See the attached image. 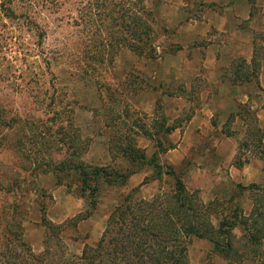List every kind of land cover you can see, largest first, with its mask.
<instances>
[{"label": "rangeland", "instance_id": "1", "mask_svg": "<svg viewBox=\"0 0 264 264\" xmlns=\"http://www.w3.org/2000/svg\"><path fill=\"white\" fill-rule=\"evenodd\" d=\"M94 1L0 0V183L8 184L2 174L19 180L14 194L17 216L33 251H45L42 206L48 219L63 225L62 240L71 257L101 238L122 195L137 188L141 197L152 199L158 192L170 191V177L158 180L153 166L137 167L123 157L119 149L128 139L148 159L158 154L164 168L174 167L189 190L198 191L206 203H215L216 225L221 213H231L237 204L246 215L254 203L263 211L264 153L242 152L247 161L238 168L235 158L246 126L240 119L228 121L247 93L246 102L264 128L261 81L260 87L255 81L240 86L229 81L241 59L252 60L256 47L263 66L261 0L245 20L240 2L144 0L156 57L139 56L122 46L107 47V61L102 62L110 38L99 31V22H92L98 12ZM138 2L123 0L134 12L140 8ZM113 20L104 15L101 23L116 31ZM219 21H224V30L215 25ZM194 116L196 124L186 128ZM63 133L79 140L72 147L64 145L58 141ZM80 147L76 160L130 174L124 184L103 183L95 207L81 195L83 188L74 174L60 171V183L53 170ZM252 184L261 188L238 189ZM6 199L10 198L0 192V206ZM234 233L240 237L243 229ZM238 245L237 255L228 261L210 241L193 237L189 263L216 264L220 258L227 264H264V240L258 251L243 241ZM245 254L247 258L239 260Z\"/></svg>", "mask_w": 264, "mask_h": 264}, {"label": "trees", "instance_id": "2", "mask_svg": "<svg viewBox=\"0 0 264 264\" xmlns=\"http://www.w3.org/2000/svg\"><path fill=\"white\" fill-rule=\"evenodd\" d=\"M247 1L251 6L252 17L257 0ZM110 3L114 5L112 10L107 8ZM138 3L140 8L138 12H134L123 3V0H116V3H113V0L94 1L98 12L92 22H99L97 25L99 31H106V36L110 38L108 42L106 41L105 52L99 62L107 61L105 56L107 47L118 49L122 46L139 56L156 57L157 51L153 47L154 29L145 16L148 10L144 0H139ZM110 11L113 14H110ZM104 15L114 19V26L118 27L116 31L101 23L104 22ZM97 53L101 55L100 50H97ZM258 54L259 49L256 47L250 63L244 58L238 62L235 74L229 77L231 84L240 86L255 81L260 87L262 61L257 58ZM236 119H240L246 126L245 138L239 143V153L235 158L237 167L241 168L247 161L242 159V152L251 155L264 153V128L259 125L258 115L249 101L238 103V110L230 113L228 121ZM61 123L62 121L56 124L58 129L61 128ZM67 123L71 125L70 122ZM172 129H167V132H171ZM63 135L64 138L58 141L64 145L70 144V147L78 138L74 135L70 137L66 133ZM125 143L126 145H121L120 149L118 147L123 157L137 167L145 163L153 166L157 171L158 180H162L164 175L170 177L172 185L169 192H158L152 199H145L139 195V189L136 188L122 195L109 215L101 238L94 245L86 244L81 255L71 257L67 255V248L62 240L63 225L55 224L48 219L46 208L42 206V223L47 230L45 251L36 254L25 238L17 216L18 205L14 194L18 189L19 180L6 179L2 174V180H7L8 184L0 183V192L3 191L10 199L2 201L0 206V264H190L188 252L193 237L210 241L214 251L228 261L237 255L238 244L241 241L245 247H250V250L258 251L264 240V210H261V205L257 206L254 203L249 215L243 213L239 204L231 213L221 211V217L216 225L213 220L217 208L215 203H206L198 191L189 190L174 167L169 165L164 168L159 162L158 154L155 153L148 159L146 154L138 149L137 144L133 146L129 139ZM82 148H79L80 151L74 150L69 160H60L53 170L60 183L63 181V177L59 175L60 171L70 176L74 174V180L83 188L81 195L89 200L88 204L91 207H95L96 197L103 183L124 184L130 174L107 166H94L83 159L76 160L78 154L82 153ZM38 152L40 153L39 150ZM41 158L44 156L41 155ZM40 164L43 165V162ZM39 170L45 172L42 167ZM260 188L261 186L257 184L238 187L240 192ZM233 198L231 199L234 201ZM238 227L243 229L240 237L234 233ZM51 246L54 247L52 251ZM247 256L248 254H245L239 260H245Z\"/></svg>", "mask_w": 264, "mask_h": 264}, {"label": "crops", "instance_id": "3", "mask_svg": "<svg viewBox=\"0 0 264 264\" xmlns=\"http://www.w3.org/2000/svg\"><path fill=\"white\" fill-rule=\"evenodd\" d=\"M205 1H208V2H217V3H220V4H223V3H226V2H234V4L235 3H241V5H243L244 6V15L242 14V17H241V19H250V5H249V3H248V1L247 0H205ZM258 2H260V0H258ZM262 2V3H261ZM261 5L262 6H264V0H261ZM233 19H237L236 17H234L233 16ZM207 22V21H206ZM221 23V24H220ZM235 23H236V20H235ZM210 26L211 25H213L212 23H208ZM215 25H217L218 26V29L219 30H224L225 28L223 27L224 26V21H219L217 24H215ZM222 28V29H221ZM201 34H206V32H202ZM192 36H196V33L194 32V33H192ZM242 36H243V34H242ZM243 39H244V42H246V39H245V37H243ZM249 39V38H248ZM247 39V40H248ZM251 40H252V38H250ZM249 39V40H250ZM242 43V42H241ZM251 49V48H250ZM252 52V51H251ZM251 54V53H250ZM246 60H247V62H250V60H251V58H246ZM207 62V61H206ZM210 62H211V60H210ZM262 69H263V72H262V74H261V76H260V81H261V84H262V86H263V88H264V63H263V66H262ZM164 97H165V95H164ZM169 97V96H168ZM245 97V98H244ZM145 98V97H144ZM249 98H250V95L249 94H247V93H245L244 94V96H243V98L242 99H240V101L241 102H246L247 100H249ZM239 101V102H240ZM145 103V102H144ZM150 106L151 107H153V101H151V99H150ZM138 108H140L139 106H138ZM263 110H264V105H263ZM260 121L262 122V124H263V120L261 119V116H260ZM193 124H196V116H194V117H192V119L188 122V124H187V127L186 128H193L194 127V125ZM180 146V145H179ZM216 264H227V262L224 260V259H220V258H218L217 260H216Z\"/></svg>", "mask_w": 264, "mask_h": 264}]
</instances>
